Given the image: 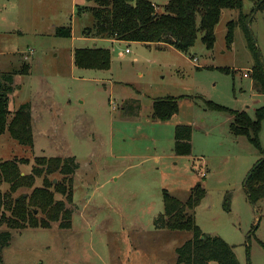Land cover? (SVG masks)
<instances>
[{
  "label": "rangeland",
  "instance_id": "1",
  "mask_svg": "<svg viewBox=\"0 0 264 264\" xmlns=\"http://www.w3.org/2000/svg\"><path fill=\"white\" fill-rule=\"evenodd\" d=\"M260 1L224 10L213 47L199 33L183 53L88 34L94 18L84 9L93 5L87 0H0V73L18 74L8 121L30 103L34 130L32 147L5 131L0 164L16 163L22 177L44 158L75 157L80 165L73 187L59 174L14 192L0 186V204L4 195L28 202L47 178L54 203L73 211L71 229L59 223L21 229L0 206V233L12 234L4 264H176L177 249L193 232L160 230L156 220L164 214L165 193L186 203L200 187L206 196L194 210L195 224L232 246L240 264H264V200L251 204L245 189L264 160V116L259 146L231 130V112L246 111L253 121L258 110L264 113L251 49L254 42L264 64ZM70 27L71 38L57 35ZM93 47L111 52L108 69L76 67V50ZM169 98L178 100V112L167 121L155 118L153 104ZM178 126L193 129L189 156L175 154ZM42 211L28 207V220L40 221Z\"/></svg>",
  "mask_w": 264,
  "mask_h": 264
},
{
  "label": "trees",
  "instance_id": "2",
  "mask_svg": "<svg viewBox=\"0 0 264 264\" xmlns=\"http://www.w3.org/2000/svg\"><path fill=\"white\" fill-rule=\"evenodd\" d=\"M93 4L87 8L94 18V26L88 34L94 33L97 38L140 43L146 45H166L181 52H188L196 43L199 33L203 34V42L211 48L214 45L215 27L220 21L224 10H243L245 0H87ZM253 3L258 0H250ZM259 5V6H258ZM257 7L264 10V0ZM233 25V24H232ZM72 28H59L58 36L71 38ZM231 35V32L229 36ZM253 40L251 39V42ZM257 63L254 66V88L259 94H264V64L251 43ZM75 65L80 69H108L111 63V52L102 48L79 49L75 52ZM14 72L0 73V136L8 131L11 137L26 147L34 145L32 105H22L8 121L10 97L15 88ZM178 100L169 98L156 101L153 104L154 117L167 121L178 112ZM217 108V107H215ZM234 122L231 130L235 136H246L256 146H259L261 121L264 116L258 110L257 120H252L246 111L231 112ZM192 134L190 126H178L175 131V154L189 156L192 154ZM43 164L37 165L31 174H18L16 163L6 161L0 164V186L9 184L10 191H17L27 185H33L35 180L44 175H62L73 187L74 176L80 168L75 157H53L42 159ZM45 185L47 186V178ZM50 183V182H49ZM37 189L27 202L24 197L14 202L4 195L0 206L9 209L16 222L10 225L14 228L42 227L50 229L52 223H59L61 229L72 228L73 211L67 209L65 202L54 203L53 195L46 189ZM51 185V183H50ZM58 193L63 191L61 185L54 186ZM251 204L264 200V160L260 161L251 172V177L245 185ZM72 192V191H71ZM2 194V193H1ZM206 193L201 187L184 203L165 193L164 214L156 220V228L160 230H191L193 238L177 249L176 264H240L234 248L219 237L204 234L195 224L194 210L205 198ZM68 202L73 204L72 195ZM230 198L225 204L229 208ZM41 207L45 217L40 221L31 220L28 207ZM49 210V211H47ZM37 210H34L36 214ZM33 214V216H34ZM23 224L20 225L19 223ZM12 234L7 231L0 233V264L3 263L2 251L9 247Z\"/></svg>",
  "mask_w": 264,
  "mask_h": 264
},
{
  "label": "water",
  "instance_id": "3",
  "mask_svg": "<svg viewBox=\"0 0 264 264\" xmlns=\"http://www.w3.org/2000/svg\"><path fill=\"white\" fill-rule=\"evenodd\" d=\"M251 177V174L249 175V177H248V179H247V181L249 180V178Z\"/></svg>",
  "mask_w": 264,
  "mask_h": 264
},
{
  "label": "crops",
  "instance_id": "4",
  "mask_svg": "<svg viewBox=\"0 0 264 264\" xmlns=\"http://www.w3.org/2000/svg\"><path fill=\"white\" fill-rule=\"evenodd\" d=\"M113 42H116L115 40H112ZM33 110V109H32Z\"/></svg>",
  "mask_w": 264,
  "mask_h": 264
},
{
  "label": "built area",
  "instance_id": "5",
  "mask_svg": "<svg viewBox=\"0 0 264 264\" xmlns=\"http://www.w3.org/2000/svg\"><path fill=\"white\" fill-rule=\"evenodd\" d=\"M245 76H247V75H245Z\"/></svg>",
  "mask_w": 264,
  "mask_h": 264
}]
</instances>
